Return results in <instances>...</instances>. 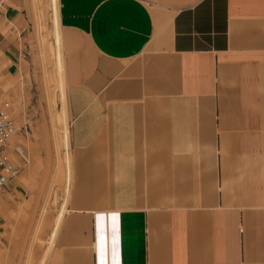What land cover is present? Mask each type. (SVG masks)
Masks as SVG:
<instances>
[{
    "label": "crops",
    "instance_id": "0c3cea01",
    "mask_svg": "<svg viewBox=\"0 0 264 264\" xmlns=\"http://www.w3.org/2000/svg\"><path fill=\"white\" fill-rule=\"evenodd\" d=\"M58 19L72 180L45 264H264V0H58ZM35 36L29 0H0L7 80L34 73ZM18 231L1 213L0 264Z\"/></svg>",
    "mask_w": 264,
    "mask_h": 264
},
{
    "label": "rangeland",
    "instance_id": "374dc122",
    "mask_svg": "<svg viewBox=\"0 0 264 264\" xmlns=\"http://www.w3.org/2000/svg\"><path fill=\"white\" fill-rule=\"evenodd\" d=\"M29 2L39 58L34 73L7 80L0 72V101H10L17 127L4 149L18 165L15 177L21 190L0 193L1 213L12 218L19 229L15 238L17 260L9 264H45L52 248V241L47 245L44 235L46 218L62 217L72 180L70 122L63 67L59 62L58 0ZM19 146L30 153L23 165L17 162Z\"/></svg>",
    "mask_w": 264,
    "mask_h": 264
},
{
    "label": "built area",
    "instance_id": "2783aa9c",
    "mask_svg": "<svg viewBox=\"0 0 264 264\" xmlns=\"http://www.w3.org/2000/svg\"><path fill=\"white\" fill-rule=\"evenodd\" d=\"M11 108L10 101H0V149L17 131ZM15 172L16 170L11 164L9 157L0 152V193L3 191L9 180L13 178Z\"/></svg>",
    "mask_w": 264,
    "mask_h": 264
}]
</instances>
